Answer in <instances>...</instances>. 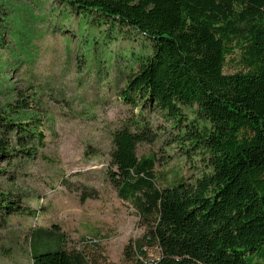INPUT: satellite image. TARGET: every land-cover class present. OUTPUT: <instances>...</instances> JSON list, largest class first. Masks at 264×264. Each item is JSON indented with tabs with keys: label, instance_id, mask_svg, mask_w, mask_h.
Masks as SVG:
<instances>
[{
	"label": "trees",
	"instance_id": "obj_1",
	"mask_svg": "<svg viewBox=\"0 0 264 264\" xmlns=\"http://www.w3.org/2000/svg\"><path fill=\"white\" fill-rule=\"evenodd\" d=\"M55 1L140 37L142 48L125 57L136 70L120 92L136 114L110 133L102 170L145 228L124 246V262L264 264V0ZM7 2L0 0V51L8 49ZM5 61L0 57V74L21 64ZM16 98L0 107V255L28 264H96L85 249L90 242L70 245L57 224L25 231L10 224L12 217L40 215L39 202L12 183L41 157L47 121L30 110L37 103L32 96ZM145 110L172 124L169 144L183 151L197 176L181 168L157 172L155 153L137 155L154 136ZM64 181L60 174L59 185Z\"/></svg>",
	"mask_w": 264,
	"mask_h": 264
},
{
	"label": "rangeland",
	"instance_id": "obj_2",
	"mask_svg": "<svg viewBox=\"0 0 264 264\" xmlns=\"http://www.w3.org/2000/svg\"><path fill=\"white\" fill-rule=\"evenodd\" d=\"M5 10L9 22L2 38L8 49L1 50L0 57L21 64L18 69L7 65L0 74V107L14 104L18 94L28 102L32 96L37 103H29L30 110L47 118L41 157L28 162L12 183L39 202L40 215L36 221L12 217L10 224L24 231L57 224L70 245L84 248L82 241L90 242L85 249L96 264H128L123 248L145 228L102 170L112 147L110 133L136 114L121 101L120 92L136 70L125 57L142 48L140 37L110 19L78 12L65 1L8 0ZM143 118L154 136L137 147V155L155 153L157 172L181 168L197 176L183 151L169 144L175 134L172 124L153 110H145ZM60 174L65 186L59 185ZM87 192L93 197L80 202ZM0 264L28 263L0 255Z\"/></svg>",
	"mask_w": 264,
	"mask_h": 264
}]
</instances>
